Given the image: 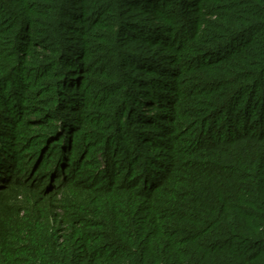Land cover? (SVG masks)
<instances>
[{
    "label": "trees",
    "instance_id": "1",
    "mask_svg": "<svg viewBox=\"0 0 264 264\" xmlns=\"http://www.w3.org/2000/svg\"><path fill=\"white\" fill-rule=\"evenodd\" d=\"M0 264H264V0H0Z\"/></svg>",
    "mask_w": 264,
    "mask_h": 264
},
{
    "label": "rangeland",
    "instance_id": "2",
    "mask_svg": "<svg viewBox=\"0 0 264 264\" xmlns=\"http://www.w3.org/2000/svg\"><path fill=\"white\" fill-rule=\"evenodd\" d=\"M17 193H20V194H22V193H24L25 192V190L23 189V190H18V191H16ZM23 195V194H22ZM21 198V197H20Z\"/></svg>",
    "mask_w": 264,
    "mask_h": 264
}]
</instances>
